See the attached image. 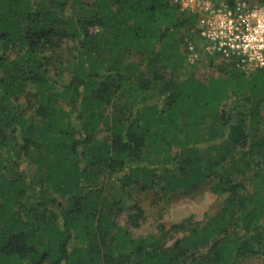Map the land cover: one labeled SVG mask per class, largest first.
Listing matches in <instances>:
<instances>
[{
  "label": "trees",
  "instance_id": "1",
  "mask_svg": "<svg viewBox=\"0 0 264 264\" xmlns=\"http://www.w3.org/2000/svg\"><path fill=\"white\" fill-rule=\"evenodd\" d=\"M198 21L175 0H0V264H264V71L205 52ZM205 181L224 198L203 220H117Z\"/></svg>",
  "mask_w": 264,
  "mask_h": 264
},
{
  "label": "built area",
  "instance_id": "2",
  "mask_svg": "<svg viewBox=\"0 0 264 264\" xmlns=\"http://www.w3.org/2000/svg\"><path fill=\"white\" fill-rule=\"evenodd\" d=\"M230 1L175 0L183 10L199 16L205 52L234 58L248 72L264 71V4L253 7L247 0Z\"/></svg>",
  "mask_w": 264,
  "mask_h": 264
},
{
  "label": "rangeland",
  "instance_id": "3",
  "mask_svg": "<svg viewBox=\"0 0 264 264\" xmlns=\"http://www.w3.org/2000/svg\"><path fill=\"white\" fill-rule=\"evenodd\" d=\"M211 73L220 74L219 71ZM223 198L224 196L211 191L208 181L194 188H181L171 193L160 189L151 190L138 202L140 209L134 207L135 202L123 200V209L118 213L117 220L133 236L154 234L159 224L170 227L189 217L195 221L203 220L207 215L222 208ZM248 262L254 263L255 260Z\"/></svg>",
  "mask_w": 264,
  "mask_h": 264
}]
</instances>
